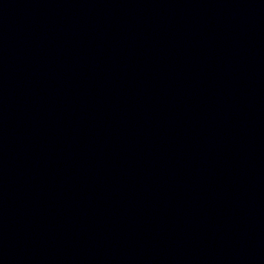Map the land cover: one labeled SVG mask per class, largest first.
Masks as SVG:
<instances>
[{"label":"water","instance_id":"water-1","mask_svg":"<svg viewBox=\"0 0 264 264\" xmlns=\"http://www.w3.org/2000/svg\"><path fill=\"white\" fill-rule=\"evenodd\" d=\"M0 264H264V0H0Z\"/></svg>","mask_w":264,"mask_h":264}]
</instances>
